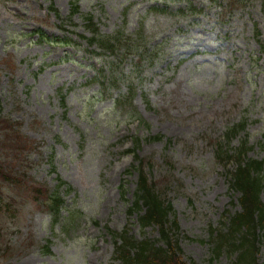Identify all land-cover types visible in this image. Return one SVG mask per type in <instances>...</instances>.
Segmentation results:
<instances>
[{
	"label": "rangeland",
	"instance_id": "obj_1",
	"mask_svg": "<svg viewBox=\"0 0 264 264\" xmlns=\"http://www.w3.org/2000/svg\"><path fill=\"white\" fill-rule=\"evenodd\" d=\"M72 1L0 0V264H121L114 234L124 230L164 245L127 213L135 138L173 209L182 262L232 264L229 252L212 254L210 230L239 210L216 144L245 120L230 146L245 136L248 158L264 162V0H77L69 19ZM88 16L102 37L133 45L119 84L107 80L116 56L84 40ZM37 30L70 44L41 42ZM58 180L70 188L62 215L76 219L67 229L36 202Z\"/></svg>",
	"mask_w": 264,
	"mask_h": 264
},
{
	"label": "trees",
	"instance_id": "obj_2",
	"mask_svg": "<svg viewBox=\"0 0 264 264\" xmlns=\"http://www.w3.org/2000/svg\"><path fill=\"white\" fill-rule=\"evenodd\" d=\"M51 10L57 19H61L58 11L51 5ZM188 11L196 14L197 10L188 5ZM79 12L77 0L71 2V12L69 19ZM184 13L183 10H180ZM85 25L90 32V38H84L88 47L95 46L102 52L115 55L116 65L112 68L108 82L113 85L124 81V77L119 65L131 52L132 44L130 41L122 42L121 36L102 37L93 23V18H85ZM63 23V22H62ZM37 39L41 42L54 44H70L69 41L58 38H49L40 30L35 32ZM139 39V37H138ZM125 43V44H124ZM139 45L135 47V50ZM264 49V46H262ZM128 89L127 95L133 91L132 85ZM60 100L63 102L65 97L60 93ZM8 124V123H7ZM1 127L6 128L5 123ZM14 128L11 125V129ZM246 128V121L241 120L228 127L223 135L221 143L216 144V158L223 164H232L233 170L227 172L228 190L238 195L236 199L239 210L234 213H227L224 216V225L220 230H210L213 239L212 254L218 256L221 252L227 251L233 257L232 264H257L259 253L260 236L264 238V204L261 195L264 191V162L248 158L252 148L248 144L245 136L239 140L236 146H230L232 141ZM10 129V128H9ZM14 130V129H13ZM162 140L161 136L148 137L145 142ZM140 141L135 138L134 149L130 151L133 159L138 162L136 170L138 179L133 200L127 208L129 215L136 214L137 222L141 230L147 228L156 229L164 245L147 239L137 241L128 237L127 231L114 234V259L121 264H184L182 262V252L178 247L179 227L177 221L172 217L173 209L171 205L155 191V184L150 181L144 172V163L136 154ZM53 161L50 158V164ZM53 170V167H51ZM131 173L127 170L126 174ZM5 179V178H4ZM66 186V191L70 192L67 184L58 180L54 191H46L42 188L35 190L38 193L36 202L47 210L54 223L62 221L65 229L72 227L75 223L71 212L66 216L62 215L66 202L61 193V187ZM121 186V190H122ZM46 253L49 248H45Z\"/></svg>",
	"mask_w": 264,
	"mask_h": 264
}]
</instances>
